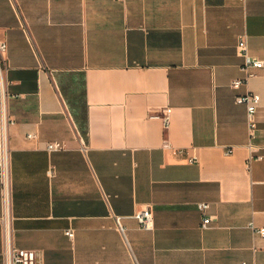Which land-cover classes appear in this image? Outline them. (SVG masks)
Returning <instances> with one entry per match:
<instances>
[{
    "label": "crops",
    "instance_id": "obj_1",
    "mask_svg": "<svg viewBox=\"0 0 264 264\" xmlns=\"http://www.w3.org/2000/svg\"><path fill=\"white\" fill-rule=\"evenodd\" d=\"M241 39L264 61V0H0V264H264V67Z\"/></svg>",
    "mask_w": 264,
    "mask_h": 264
},
{
    "label": "built area",
    "instance_id": "obj_2",
    "mask_svg": "<svg viewBox=\"0 0 264 264\" xmlns=\"http://www.w3.org/2000/svg\"><path fill=\"white\" fill-rule=\"evenodd\" d=\"M243 1V0H241ZM6 51V44L0 43V101H1V111H0V127H1V141H0V149H1V160H0V179L2 182V202L5 208V213L2 217L6 240L8 238V230H9V222H8V207L10 201V185H9V177L6 169V156H7V143H6V125H7V114L5 111V103H4V72L5 69L2 66L1 57L2 54ZM238 51L241 53L244 59L243 69L247 71L248 77L253 74L252 69H259L264 67V61L254 59L250 57L247 44L244 39H241L238 43ZM247 77V78H248ZM245 80H234L231 84L233 88H239ZM236 103L242 104L246 106L247 109V123H248V131H249V148L251 152H254L252 140L256 137L257 131V111L260 105V96L253 92H247L241 95H238L235 99ZM162 119L165 125L169 123V109L166 108L163 110L161 115H158ZM11 122V121H10ZM12 123V122H11ZM29 138L35 137L33 134L28 135ZM47 149L49 151L60 150L63 149V144L59 141L50 142L47 145ZM253 150V151H252ZM254 158V155H251L249 161ZM262 156H257L256 159H261ZM197 208L199 211L203 213L205 216L203 219V227H208L211 224V217H206V212L209 209L208 203H198ZM136 218L140 227L144 229H150L153 226V215L150 209H144L136 214ZM250 228L259 235L264 238V227H255L253 223H250ZM67 235L69 238L74 237L73 231H67ZM10 264H37V253L33 250L26 249H14L10 252ZM242 264H247L243 262Z\"/></svg>",
    "mask_w": 264,
    "mask_h": 264
}]
</instances>
